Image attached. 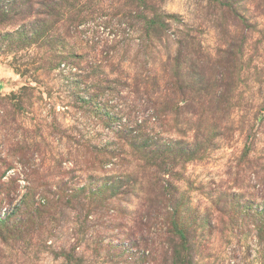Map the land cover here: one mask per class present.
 Returning a JSON list of instances; mask_svg holds the SVG:
<instances>
[{"label":"rangeland","instance_id":"obj_1","mask_svg":"<svg viewBox=\"0 0 264 264\" xmlns=\"http://www.w3.org/2000/svg\"><path fill=\"white\" fill-rule=\"evenodd\" d=\"M0 264H264V0H0Z\"/></svg>","mask_w":264,"mask_h":264}]
</instances>
